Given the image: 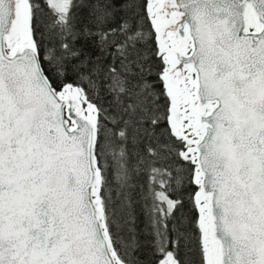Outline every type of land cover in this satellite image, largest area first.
Wrapping results in <instances>:
<instances>
[{"label":"snow or ice","instance_id":"obj_1","mask_svg":"<svg viewBox=\"0 0 264 264\" xmlns=\"http://www.w3.org/2000/svg\"><path fill=\"white\" fill-rule=\"evenodd\" d=\"M0 264H264V0H0Z\"/></svg>","mask_w":264,"mask_h":264}]
</instances>
